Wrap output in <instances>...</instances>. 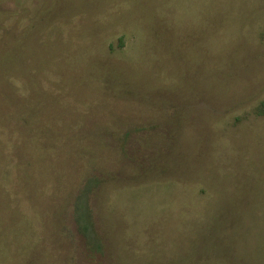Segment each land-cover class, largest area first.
<instances>
[{"label":"rangeland","instance_id":"374dc122","mask_svg":"<svg viewBox=\"0 0 264 264\" xmlns=\"http://www.w3.org/2000/svg\"><path fill=\"white\" fill-rule=\"evenodd\" d=\"M0 264H264V0H0Z\"/></svg>","mask_w":264,"mask_h":264}]
</instances>
